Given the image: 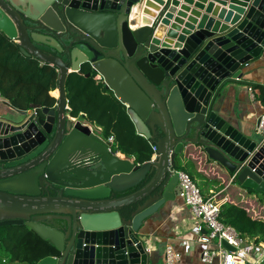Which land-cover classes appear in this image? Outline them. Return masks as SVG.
Listing matches in <instances>:
<instances>
[{"label":"water","instance_id":"obj_1","mask_svg":"<svg viewBox=\"0 0 264 264\" xmlns=\"http://www.w3.org/2000/svg\"><path fill=\"white\" fill-rule=\"evenodd\" d=\"M178 1L0 0V32L58 72L52 108L0 103L11 118L0 116V227L25 226L54 249L37 264H153L141 230L180 198L175 158L191 150L264 194V138L234 129L220 100L264 56V0H212L183 28ZM84 68L126 107L155 159L115 156L65 109V80Z\"/></svg>","mask_w":264,"mask_h":264},{"label":"trees","instance_id":"obj_2","mask_svg":"<svg viewBox=\"0 0 264 264\" xmlns=\"http://www.w3.org/2000/svg\"><path fill=\"white\" fill-rule=\"evenodd\" d=\"M41 48L47 53H54L47 47ZM88 72L89 69L84 68L80 73L68 74L65 80L70 115L75 118L83 115L88 123L100 129L104 137H112L114 151L137 164L150 161L154 145L136 133L126 107L102 86L101 80H95L94 73L85 77ZM57 86L58 72L55 67L41 65L36 58L23 55L19 45L0 32V95L4 101L18 111H29L33 107L39 110L52 108L56 100L50 92L55 91ZM254 90L257 99L264 102V90L260 89L259 94L256 88ZM177 170L183 171L180 168ZM247 191L253 193L250 189ZM219 220L233 227L242 238L255 244L264 241V220L252 218L241 205L221 204ZM53 253L54 249L49 244L25 226L0 227V264L5 260L9 264H37Z\"/></svg>","mask_w":264,"mask_h":264},{"label":"crops","instance_id":"obj_3","mask_svg":"<svg viewBox=\"0 0 264 264\" xmlns=\"http://www.w3.org/2000/svg\"><path fill=\"white\" fill-rule=\"evenodd\" d=\"M184 1H178L173 14L175 18L181 6H187L188 11L182 19L181 28L187 24L189 18L199 22V17H193L191 11L198 12L199 16L204 14L212 0H191L190 4ZM196 4L201 6V9L196 7ZM243 70L244 74L241 80L247 84H232L222 91L223 96L220 98L224 106L222 116L244 137L259 140L261 135L256 132V127L259 117L264 114V102L257 99L254 89L256 88L258 94L260 89L264 90V56L248 62ZM95 75V80L98 81L99 76ZM249 88H252L250 89L252 96ZM50 96L56 100L57 89L50 92ZM65 109L69 110L67 104ZM8 110L7 107L0 109L2 113H8ZM27 112L30 113L31 111ZM1 118L11 120L8 114L1 116ZM80 118H83V122L89 124L95 132L101 134L98 127L88 123L83 116H80ZM120 156L121 158L126 157L121 153ZM175 163L176 170L177 168H180V170H183L182 168L187 169L194 183L196 185L197 183L200 184L203 193L201 190L200 192L203 197L215 196V198L221 200V204L230 202L241 205L252 218L258 215L261 216L264 211V194L254 191L253 193L248 192L246 188L235 182L232 175L228 174L223 167L212 164L205 157L200 156L198 151L191 150L177 156ZM196 223L184 208L181 198H177L165 209L160 210L155 218L146 220L141 232L144 234L142 238L147 245V250L152 253L153 264H166L165 252L167 246H171L174 251L180 254V261L176 264H202L200 261L202 245L194 241ZM253 253L256 254V251L254 250ZM2 264L9 263L5 260Z\"/></svg>","mask_w":264,"mask_h":264},{"label":"built area","instance_id":"obj_4","mask_svg":"<svg viewBox=\"0 0 264 264\" xmlns=\"http://www.w3.org/2000/svg\"><path fill=\"white\" fill-rule=\"evenodd\" d=\"M249 92L252 96L250 88ZM3 101L4 99L0 95V103ZM79 118L80 116L75 119ZM256 132L264 138V114L259 117ZM105 140L110 144L109 151L121 158L120 152L113 150L114 139L106 137ZM152 152L151 160L156 158L155 146H152ZM175 173L178 176V183L181 189L180 198L183 206L191 218L197 222L194 229V241L202 245L200 253L201 263L264 264V241L255 244L239 236L233 227L219 220L221 200H218L215 196L203 197L199 188L187 173L178 170ZM234 178L235 176H232V179ZM254 218L261 219L260 215ZM254 250L256 254L253 253ZM179 261L180 254L174 251L171 246H167L165 252L166 264H176Z\"/></svg>","mask_w":264,"mask_h":264},{"label":"rangeland","instance_id":"obj_5","mask_svg":"<svg viewBox=\"0 0 264 264\" xmlns=\"http://www.w3.org/2000/svg\"><path fill=\"white\" fill-rule=\"evenodd\" d=\"M3 108H5V106H3L2 104H0V109H3ZM114 149V148H113ZM182 168V167H181ZM183 170H184V168H182ZM184 171H186L187 173H189V171L186 169V170H184ZM197 187L199 188V190H201V192L203 193V191H202V189H201V187H200V184H198L197 183ZM264 212V211H263ZM261 213V216H260V218L261 219H263L264 220V213Z\"/></svg>","mask_w":264,"mask_h":264}]
</instances>
